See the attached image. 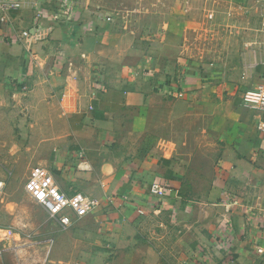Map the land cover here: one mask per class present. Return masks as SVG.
Here are the masks:
<instances>
[{
    "label": "crops",
    "instance_id": "1",
    "mask_svg": "<svg viewBox=\"0 0 264 264\" xmlns=\"http://www.w3.org/2000/svg\"><path fill=\"white\" fill-rule=\"evenodd\" d=\"M6 1L11 0L0 4ZM101 1L111 0H21L0 29V98L4 92L59 98V117L66 122L59 126V155L49 168L63 190L101 203L69 228L59 224V235L35 240L23 253L0 249V264H94L97 257L143 249L146 226L157 214L194 226L207 256L223 239L242 256L255 253L264 236V134L258 130L264 113L244 106L242 95L264 83V56L251 60L247 53L244 71L194 65L177 75L164 73L176 57L166 58L162 47L152 53L157 42L150 38L144 47L137 25L115 28L110 6ZM137 12L121 15L137 18ZM31 27L36 29L30 38L12 43L13 32ZM118 29L126 35L121 43L114 39ZM127 35H133L130 42ZM142 48L154 56L149 63ZM119 63L133 65L136 73L117 78L107 69L92 71ZM174 78L185 81L183 98L168 91ZM224 92L228 106L210 116L209 104ZM192 146L199 147L194 159ZM180 157L209 162L200 187L185 190L195 176L182 173L187 167L180 168ZM154 179L169 183L163 199L149 193ZM187 192L202 195L198 206L181 197ZM108 196L115 197L113 204L104 203Z\"/></svg>",
    "mask_w": 264,
    "mask_h": 264
},
{
    "label": "rangeland",
    "instance_id": "2",
    "mask_svg": "<svg viewBox=\"0 0 264 264\" xmlns=\"http://www.w3.org/2000/svg\"><path fill=\"white\" fill-rule=\"evenodd\" d=\"M111 1L100 3L102 7L110 6L115 16L112 18L115 28L137 25L143 29L139 36L143 45L150 37L152 41L154 35L156 40L159 39L157 44L153 43L152 53L162 47L166 58L176 57L175 64L166 66L164 73L173 71L172 75H177L184 71L185 66L194 68V65L200 66L201 70L212 68L215 72L235 68L244 71L243 58L247 53L251 60L256 59L258 53L264 56L262 0ZM130 9L138 11L140 16L123 18L121 14ZM124 36L119 29L114 31V39L117 38L119 43ZM127 36L130 42L133 35ZM142 49L143 56L149 59L152 53ZM128 57L133 55L128 54ZM134 68L133 65L119 63L107 67L94 66L92 71L101 74L107 69L112 76L119 78L132 76V72L136 73ZM177 79L174 78L175 82ZM1 94L6 97L0 98V249L14 247L23 253L35 240L59 235V222L30 198L26 185L33 167L55 165L53 161L59 155V126L66 119L59 117V98L33 96L28 99L25 95L20 97L10 92ZM225 95L226 92L222 99L209 104L210 116L216 113V108L228 106L229 98ZM242 104L246 106L243 101ZM198 148L192 146V159ZM184 149L189 148L186 146ZM182 158L180 168H185L183 163L187 167L182 173L190 178L192 174L195 176L191 178L194 184L191 182L193 185L185 187V190H194V185L200 187L209 162H183ZM181 197L195 207L200 204L202 195L187 192ZM190 216L194 218V215ZM151 218L146 226L148 234L144 236L143 249L118 252L112 257H97L94 264H264V256L255 253L242 256L236 249L226 253L217 250L216 245L209 247L211 251L207 256L209 251L203 250L201 243L198 245L201 235L194 226L176 224L169 214H157ZM159 222H165V225L161 226Z\"/></svg>",
    "mask_w": 264,
    "mask_h": 264
},
{
    "label": "built area",
    "instance_id": "3",
    "mask_svg": "<svg viewBox=\"0 0 264 264\" xmlns=\"http://www.w3.org/2000/svg\"><path fill=\"white\" fill-rule=\"evenodd\" d=\"M262 1L264 2V0ZM20 7L21 0H11L0 4V29L10 23L8 12ZM108 20L111 19L108 18ZM35 29V27H31L18 33L13 32L10 40L12 43H16L30 38L34 34ZM158 40H156V35H154L151 42H158ZM149 62L150 59H147L145 63ZM145 65L140 67L141 70L145 69ZM190 68L194 69L193 67ZM184 83L185 81H179V83L171 81V84L168 86L169 93L174 97H183L185 92ZM242 101L246 106L264 113V83L259 84L254 89L246 90L242 95ZM258 130L264 134V120L259 122ZM147 186L149 193L156 199H163L169 191V183L159 179H154ZM26 189L30 198L42 207L52 219L59 222L63 228H69L86 212L92 211L101 204L100 200L91 198L80 191L63 190L56 179V171L41 165L31 169ZM225 198L227 201L233 200L230 195H225ZM114 201V196H108L104 203L113 204ZM138 212L141 215L144 214V210L142 209ZM216 248L219 251L227 253L228 251L231 252L233 246L231 245V241L223 239L218 242ZM254 252L259 256H264V236L257 240Z\"/></svg>",
    "mask_w": 264,
    "mask_h": 264
}]
</instances>
